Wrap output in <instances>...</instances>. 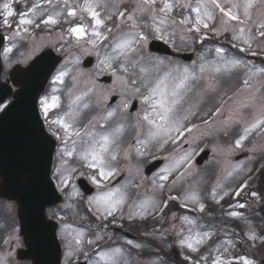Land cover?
<instances>
[{
	"label": "rangeland",
	"instance_id": "rangeland-1",
	"mask_svg": "<svg viewBox=\"0 0 264 264\" xmlns=\"http://www.w3.org/2000/svg\"><path fill=\"white\" fill-rule=\"evenodd\" d=\"M20 1L0 2L2 29L6 32L14 28L2 49L4 72L8 73L17 63L27 65L47 48L64 56V61L51 77V92L40 99V111L59 143L61 140L58 138V131L67 139L58 166L63 187L72 185L75 188L74 185L81 178L77 174L73 181L66 175L67 168H74V164L91 160L99 168L105 183H101L103 189L100 191L97 185L90 183L95 191L93 195L87 196L88 201L93 202L94 208L103 215L107 213V218L113 214L122 215L124 211L128 215L133 210L134 205L126 206L128 189L133 187L139 190L136 194L145 203H151L152 195H158L163 190L170 191L180 181L182 189L193 195L196 201L201 196L192 193L200 188L201 194H209L208 199L222 198V188L225 186L226 191L230 189L236 177L249 171L251 164L264 156V56L247 54L241 47L215 38L204 39L194 51L193 61L185 63L187 65L178 58L149 52L151 40H161L172 46L176 39L188 35V25L192 19H199L205 25L210 24L216 14L211 1L198 0L195 17L187 13L185 20L175 27L168 18L175 11L186 12L193 0H52L64 4L66 8L63 9L67 11L68 19L78 20L79 24L68 27L65 33H43L41 36L32 34L40 24H36L31 14L21 9L19 12L16 10L15 5ZM123 4L128 8L119 14L117 26L109 24L110 18ZM233 7L238 15L247 19L260 21L264 18V0H230L229 8L232 10ZM230 9L226 15L222 12L217 16L214 31L229 33L242 40L244 35H249L251 25L247 22L244 24L230 14ZM44 23L55 27L60 24V20L51 13ZM106 41L112 44L110 54L107 53L110 45ZM211 43L216 45L212 52L216 53L213 59L210 58ZM249 45L255 48L264 46V32L256 31ZM230 51L234 58L258 66L259 72L244 70L239 68L240 65L235 60L224 58L223 54ZM14 52L18 57L13 59ZM88 57H93L95 61L91 67H84L83 62ZM140 61L144 74L138 79V88L131 87L130 75H134L135 64ZM226 73L227 79L222 81L221 76ZM105 76L111 77V81L103 83L101 80ZM233 79L240 85L229 94L231 90L228 89ZM141 91L148 93L149 97L139 94ZM113 97L117 99L114 104H110ZM135 100L138 101L137 109L131 113L130 108ZM64 101L68 105L65 113L61 112ZM149 101L152 115L144 120ZM204 101L208 104L205 110L212 103L218 105L212 117L183 129L177 139L180 141L178 151L163 158V164L153 173L145 172L149 163H139L136 158H130L129 146L134 145L129 144L124 149L126 156L118 157L117 150L126 135L128 122H132V129L135 130L133 137L139 136L140 145L149 148L143 153L147 156L168 139L171 130L194 118ZM87 112H91L90 121L82 130L76 131L78 126L74 128V120H79L80 115ZM100 125L104 126L98 129ZM226 134L235 135L237 140L234 145L225 144L224 140L230 137ZM79 139L84 142L67 152L73 141ZM208 139L212 140L210 145L205 142L202 147L197 148L202 141ZM206 146H209L210 154L201 166H197L194 159ZM62 147L63 145L59 149ZM56 153L57 151L55 156ZM121 157L120 168L124 179L117 176L120 172L116 177L108 179L114 172L113 165ZM187 160L188 163L180 174L182 179L177 182V179L168 181L172 175L168 170L169 166H176ZM52 176L54 178V171ZM194 176L198 181L191 182ZM117 179H123L122 183L109 185V182ZM219 184L222 185L220 193H214ZM59 191L62 194L61 189ZM250 195L247 197V204L234 203L221 213H207L200 201L194 202L197 203L196 209L183 215L156 217L149 219L147 223L142 218L147 215L143 211L146 208L144 205L134 208L132 213H137V219L132 218L126 223H119L115 219L92 223V208L89 204L82 205L81 200L71 203L65 197L54 207L55 212L52 213L59 219L68 218L74 225L98 229L113 244H128L137 251V256L127 264H152L145 254L158 252V249L168 252L171 249L170 237L176 239L178 249L190 264H264V218L252 199L255 197ZM4 205L10 215L18 207L10 201ZM59 210L65 213H59ZM19 232L18 228L0 250V264H19L16 253L23 247ZM74 233L70 229L66 239L61 236L66 243L68 241V248L76 251L81 244L78 235ZM215 237L221 239L211 248V240ZM74 239L77 245L73 244ZM208 246L210 248L207 250ZM203 248L206 252L201 254ZM240 249L244 250V254H237ZM91 261L89 257L83 262L91 264ZM109 263L116 264L114 261ZM62 264H67L64 255Z\"/></svg>",
	"mask_w": 264,
	"mask_h": 264
},
{
	"label": "water",
	"instance_id": "water-1",
	"mask_svg": "<svg viewBox=\"0 0 264 264\" xmlns=\"http://www.w3.org/2000/svg\"><path fill=\"white\" fill-rule=\"evenodd\" d=\"M4 37L0 33V50ZM151 49L169 53L162 43L153 42ZM191 60L192 56H183ZM47 51L38 56L26 69H16L12 82L20 90L11 106L0 115V196L19 203L22 235L28 249L19 254L34 264H61V248L57 240V225L48 221L47 206L61 200L50 178L56 142L46 133L37 102L46 84L61 62ZM1 73V60H0ZM12 94L11 86L0 88V103ZM205 153L199 164L206 158ZM158 165L148 168V172ZM87 193L92 190L81 182Z\"/></svg>",
	"mask_w": 264,
	"mask_h": 264
},
{
	"label": "trees",
	"instance_id": "trees-1",
	"mask_svg": "<svg viewBox=\"0 0 264 264\" xmlns=\"http://www.w3.org/2000/svg\"><path fill=\"white\" fill-rule=\"evenodd\" d=\"M195 45V41H193V39L187 38V39H183V40H178L176 43V46L178 48H180L183 51H188L191 50L193 48V46ZM230 137H232V134H226ZM229 137H227L226 139H228ZM168 150V149H166ZM166 152V151H165ZM164 152H158L157 154H163ZM262 161H264V156L263 157H259L257 159V161L255 162V164H258L259 162L261 163ZM256 170L253 174L254 175V180L252 182H250L249 186H251V189H248L250 191L256 192L258 197H259V209L261 210V212L264 214V168L262 170H259L258 173L256 174ZM256 174V175H255ZM250 176V175H249ZM243 178L239 179V181L237 182V186L238 185H242L243 184ZM180 193V190H178ZM176 193V194H177ZM166 257V256H165ZM164 258V257H163ZM171 258V262L169 264H186L187 262L183 261L182 258H180L179 256L176 257H170L168 256V259ZM164 262V259H163ZM184 262V263H183ZM166 264V261H165Z\"/></svg>",
	"mask_w": 264,
	"mask_h": 264
}]
</instances>
